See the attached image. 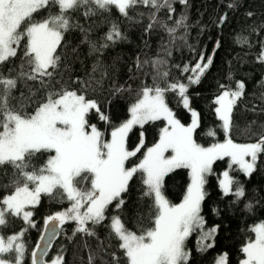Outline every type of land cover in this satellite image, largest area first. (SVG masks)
<instances>
[{
  "label": "snow or ice",
  "instance_id": "1",
  "mask_svg": "<svg viewBox=\"0 0 264 264\" xmlns=\"http://www.w3.org/2000/svg\"><path fill=\"white\" fill-rule=\"evenodd\" d=\"M176 0H0V66L15 60L20 53L19 71L13 76L14 68L7 75L0 71V168L5 165L12 169L9 183L12 192L0 197V229L8 225V218H19L28 227H35L30 208L38 205L41 194L71 202V206L45 222V231L56 234V228L69 221H75L73 236L82 233L95 235L92 228L109 219L105 215L108 206L115 202L116 209H122L126 203L123 196L129 190V183L139 173L144 185L143 197L151 200L154 212V226L142 230L138 235L128 230L119 214L111 217L109 235L119 241L118 248L126 258L125 264H188L190 253L185 248V241L191 233L199 229L201 242L212 239L216 229L203 232L204 218L200 215L201 205L206 196L204 185L206 176L212 173V165L224 157L230 158V165L247 176L256 170L260 154L264 153V136L255 143L239 144L228 137L223 143H214L203 147L193 138L198 125V113L191 112L192 123L185 127L175 118L173 111L165 102V93L174 92L179 103L189 108L186 95L189 85L198 84L212 64L201 56L191 69L185 66L182 72L191 75L188 83L167 82L168 71H160L165 60H154L153 67L157 76L165 80L166 86L145 85L140 98L131 106V118L115 127L110 141L103 139V133L86 119L88 113L95 110L99 119L109 122L95 100H89L84 94L62 88L48 90L44 99L29 113L24 109L32 103L35 95L29 89L27 96L21 92L14 97L13 92L19 81H37L41 88H47L61 62V48L64 35L70 29L79 27L72 23V14L81 12L84 17L111 13L117 10L120 16L129 17V10L138 5L150 7L155 11L149 16L147 30L156 23L157 14L167 8L169 19L175 12ZM183 5L188 0H179ZM235 7L234 3L227 5ZM55 9V11H53ZM252 13H249L251 16ZM227 18L225 14L221 21ZM187 16L181 14L174 27L163 24L162 27L175 38L179 28L187 27ZM82 31H87L81 28ZM90 30V29H89ZM126 39L116 23H111L109 30L101 37L97 46L95 41H87L93 51H102L110 43ZM23 42V43H22ZM247 43V40H243ZM219 47V42H217ZM214 55V53H213ZM264 63V51L257 57ZM27 66L28 70L25 71ZM141 65L138 62L137 68ZM95 71V69H94ZM223 89L214 103L215 112L226 135L232 126V112L238 100L244 94L245 85L237 82L235 89L220 85ZM119 91V90H118ZM10 99L17 100L19 107L10 104ZM190 110V109H189ZM163 119L167 127L162 128L159 142L146 150L139 163L126 167V162L137 155L144 146L143 139L134 150L126 145L127 135L134 125L141 128L149 121ZM90 129V130H89ZM208 135L214 136V132ZM143 137V133H141ZM171 151L172 155L165 153ZM40 153H51L42 167L33 165V158ZM250 158V159H248ZM190 170L191 182L187 187L183 201L172 205L163 194L164 178L176 169ZM7 175V171H5ZM79 178V179H77ZM88 183L90 187L82 189L78 184ZM234 181L229 172L223 173L220 187L225 195L237 199L244 197L242 186L233 189ZM60 190L57 192V190ZM247 207L250 209L251 204ZM49 225L52 227L49 228ZM28 227L5 236L0 233V264H23L25 256L24 235ZM255 239L242 248L245 258L241 264H264V223L254 227ZM43 239V238H42ZM209 244L201 243L200 251H206ZM37 251H41L39 246ZM37 251L31 254L32 264L40 259ZM45 253L47 249H43ZM112 264H120V256L110 254ZM95 258L89 256V264ZM51 264H64L63 254L58 253ZM216 264H227V255L217 258Z\"/></svg>",
  "mask_w": 264,
  "mask_h": 264
},
{
  "label": "trees",
  "instance_id": "2",
  "mask_svg": "<svg viewBox=\"0 0 264 264\" xmlns=\"http://www.w3.org/2000/svg\"><path fill=\"white\" fill-rule=\"evenodd\" d=\"M229 3H234L235 7L229 8ZM173 7L175 12L171 14V19L167 8L158 12L151 30H147V25L150 23L151 12L155 10L142 5L129 10L130 18L120 16L115 9L111 13L92 17H84L82 10L73 13L72 23L79 27L65 33L61 48L58 49L61 62L47 88H41L37 81H19L13 96L20 97L21 92L27 96L31 89L35 93L32 96L33 102L24 109L31 113L48 90L65 88L84 94L87 99L97 102L100 111L109 120L106 123L99 119V114L92 110L86 117L88 123L95 125L104 134V140L110 141L111 131L130 119L131 106L140 98L145 85L153 86L155 78V83L160 87L166 86L165 80L157 76L152 63L154 60L166 61L160 71H168L167 82L187 84L191 71L184 73L182 69L185 66L190 69L194 67L201 56L205 62L211 57L212 64L200 82L188 87L186 95L189 108L179 103V97L174 92L165 93V102L175 118L186 127L192 123L191 112L198 113L199 126L193 138L200 145L211 146L228 137L239 144L257 142L264 136V63L257 59L261 51H264V0H188L187 5L176 0ZM249 13L252 15L249 16ZM181 14L187 16V27L179 28L173 38L162 25L174 27ZM225 14L227 18L221 21ZM111 23L119 26L126 39L110 43L102 51H93L87 41H95L98 46ZM245 39L247 43L243 42ZM217 42L219 47L216 46ZM19 56L18 52V57L0 66V71L7 75L9 69L14 68L12 75L15 76L19 71ZM138 62L140 68H137ZM237 82L244 83V94L233 109L232 126L226 135L221 126L222 121L215 112L217 105L214 101L223 91L220 85L235 89ZM10 104L19 107L15 99H10ZM165 125V121L159 119L145 123L142 128H132L127 135V148L134 150L141 138L144 146L135 157L127 161L128 167L139 163L146 150L159 141ZM210 131L215 135H208ZM49 155L52 154H37L32 160L33 165L42 167ZM229 165L228 157L215 161L212 173L206 177V196L200 214L205 221L204 228L216 231L212 241L209 239L203 242L202 233L198 230L191 233L185 241V248L190 253L188 264H215L223 254L227 255V264H240L245 258L242 248L255 239L252 229L264 223V153L260 154L256 170L250 177L236 165ZM228 170L234 181L233 189L238 186L244 189L245 195L241 199L225 195L220 187L221 175ZM11 172L10 166L0 168V197L12 192L11 187L2 186L9 183ZM139 176L137 173L133 177L128 192L123 194L126 203L122 209H116L113 202L105 213L109 219L95 227L88 225L95 235L77 233L73 236L76 222L63 224L60 235L46 256V262L51 264L53 258L62 253L64 264H89L90 255L95 258L92 264H112L110 254L115 252L121 257L120 264H125L126 258L118 248L119 241L109 235L108 225L111 217L119 214L125 227L138 235L142 230L154 226L151 200L143 197L144 185ZM189 183L190 174L186 168L176 169L164 178L162 191L170 204L178 205L183 201ZM78 187L87 189L90 184H78ZM54 196L56 198L41 195L32 216L35 227H28L19 218H10L8 225L0 229L3 235L8 236L28 227L24 235L26 251L23 264H32L31 254L37 248L47 218L71 206V202L61 199L56 193ZM248 204L252 205L250 209ZM201 243L211 247L201 252Z\"/></svg>",
  "mask_w": 264,
  "mask_h": 264
},
{
  "label": "water",
  "instance_id": "3",
  "mask_svg": "<svg viewBox=\"0 0 264 264\" xmlns=\"http://www.w3.org/2000/svg\"><path fill=\"white\" fill-rule=\"evenodd\" d=\"M52 226L49 225V228H51ZM61 228L62 226H59L56 228V234L53 235V233L51 231H45V226H44V230L42 233V236L38 242L37 247L39 246V248L41 249V251H37V248L35 249V251H37V256L40 258L38 260V264H48L46 262V256L49 253L52 245L54 244V242L56 241V239L58 238V236L60 235L61 232ZM43 238V239H42ZM47 249V252L45 253L44 251H42L43 249Z\"/></svg>",
  "mask_w": 264,
  "mask_h": 264
},
{
  "label": "rangeland",
  "instance_id": "4",
  "mask_svg": "<svg viewBox=\"0 0 264 264\" xmlns=\"http://www.w3.org/2000/svg\"><path fill=\"white\" fill-rule=\"evenodd\" d=\"M130 118H131V117H130ZM164 121H165V123H166L165 127H167V126H168V125H167V121H166V120H164ZM135 126H139V125H134L133 127H135ZM185 127H186V126H185ZM89 130H90V129H89ZM158 142H159V141H157L156 143H158ZM223 142H224V141H223ZM223 142H221V143H223ZM156 143H155V144H156ZM155 144H154V145H155ZM154 145H153V146H154ZM153 146H152V147H153ZM201 146H203V145H201ZM203 147H209V146H203ZM165 155H166V156H170V155H172V153H171V151H169V152L165 153ZM228 158H229V157H228ZM229 159H230V158H229ZM248 159H250V158H248ZM125 166L128 167L127 162H126V165H125ZM237 167H238V166H237ZM188 170H189V169H188ZM228 172H229V176H230V170H228ZM189 174H190V170H189ZM206 177H207V176H206ZM222 179H223V174L221 175V179H220V181H221ZM190 182H191V177H190ZM189 184H190V183H189ZM41 195H42V194H41ZM39 202H40V201H39ZM38 204H39V203H38ZM36 206H37V205H36ZM36 206H35V207H36ZM35 207L30 208L29 210H31L32 212H34V208H35ZM200 215H201V214H200ZM10 218H12V217H9L8 220H9ZM31 219H32V218H31ZM257 225H259V224H257ZM257 225H256V226H257ZM256 226H255V227H256ZM197 230L201 233V231H200L199 229H197ZM193 232H194V231H193ZM203 232L206 233V232H208V230H206L205 228H203ZM0 233H1V230H0ZM9 235H11V234H9ZM210 240L212 241V239H210ZM245 246H246V245H245ZM223 255H224V254H223ZM220 256H221V255H220ZM220 256H219V257H220ZM216 261H217V260H216ZM215 264H216V262H215ZM240 264H241V263H240Z\"/></svg>",
  "mask_w": 264,
  "mask_h": 264
}]
</instances>
